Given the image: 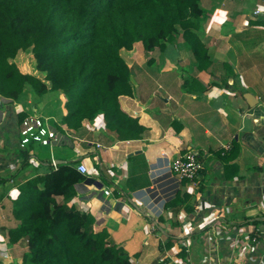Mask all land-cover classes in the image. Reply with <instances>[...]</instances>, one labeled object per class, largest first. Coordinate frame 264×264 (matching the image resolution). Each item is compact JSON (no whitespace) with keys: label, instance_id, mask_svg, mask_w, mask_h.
I'll use <instances>...</instances> for the list:
<instances>
[{"label":"crops","instance_id":"crops-1","mask_svg":"<svg viewBox=\"0 0 264 264\" xmlns=\"http://www.w3.org/2000/svg\"><path fill=\"white\" fill-rule=\"evenodd\" d=\"M201 7L208 17L195 31L208 51L205 68L181 34L124 53L132 94L120 103L146 127L140 139H118L101 115L67 127L57 90L0 94V264H25L26 240L10 242L13 204L53 161L89 167L69 204L92 213L133 264H264V0ZM32 111L59 134L46 156L20 146V115ZM190 150L203 168L194 181L178 180L169 166Z\"/></svg>","mask_w":264,"mask_h":264},{"label":"trees","instance_id":"trees-1","mask_svg":"<svg viewBox=\"0 0 264 264\" xmlns=\"http://www.w3.org/2000/svg\"><path fill=\"white\" fill-rule=\"evenodd\" d=\"M201 0H0V94L16 100L30 85L57 90L64 123L79 129L103 116L120 140L140 139L146 127L121 106L132 94L124 53L152 51L182 34L201 69L207 48L195 31ZM26 115H20L21 120ZM76 161L58 163L20 187L10 242L25 239V264H133L90 212L69 204L87 179ZM59 197L62 198L59 200Z\"/></svg>","mask_w":264,"mask_h":264},{"label":"built area","instance_id":"built-area-1","mask_svg":"<svg viewBox=\"0 0 264 264\" xmlns=\"http://www.w3.org/2000/svg\"><path fill=\"white\" fill-rule=\"evenodd\" d=\"M261 12L260 9L254 10V15ZM20 146L22 148H28L31 143H37L44 146H53L59 142L58 131L50 127L42 115L33 111L27 114L21 122L20 128ZM52 167L57 168V163L52 162ZM79 172L84 175L90 174L89 167L85 163H77L76 165ZM203 168V162L201 161L198 153L190 150L179 158H177L170 166L169 171L178 178V180L187 179L194 181ZM109 188L105 189L106 194H111ZM174 195V189L169 191V196Z\"/></svg>","mask_w":264,"mask_h":264},{"label":"rangeland","instance_id":"rangeland-1","mask_svg":"<svg viewBox=\"0 0 264 264\" xmlns=\"http://www.w3.org/2000/svg\"><path fill=\"white\" fill-rule=\"evenodd\" d=\"M202 1V0H201ZM201 4V3H200ZM203 16H205V17H208V12H205L204 14H203ZM202 16V17H203ZM181 34V36L183 35L182 34V30L180 29V33H177V35H180ZM176 35V36H177ZM175 36V37H176ZM169 42H171V41H169ZM175 42V41H174ZM167 44V43H166ZM165 44V45H166ZM33 112V111H32ZM31 113V112H30ZM43 116V115H42ZM36 147V149H37V151H38V153L40 154L39 156H41L42 157V155H44V156H46V153H48V152H46V151H48L47 149H48V147L47 146H44V145H41V144H37V143H31V145H30V147ZM39 146V147H38ZM52 163V162H51ZM174 188V187H173ZM168 193H169V190H168Z\"/></svg>","mask_w":264,"mask_h":264},{"label":"water","instance_id":"water-1","mask_svg":"<svg viewBox=\"0 0 264 264\" xmlns=\"http://www.w3.org/2000/svg\"><path fill=\"white\" fill-rule=\"evenodd\" d=\"M63 161L59 162V163H62ZM58 164V163H57Z\"/></svg>","mask_w":264,"mask_h":264}]
</instances>
